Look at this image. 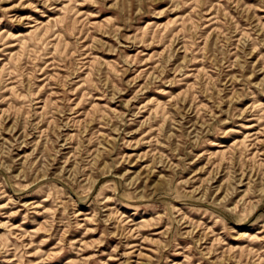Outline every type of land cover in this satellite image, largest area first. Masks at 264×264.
I'll use <instances>...</instances> for the list:
<instances>
[{"label": "rangeland", "instance_id": "rangeland-1", "mask_svg": "<svg viewBox=\"0 0 264 264\" xmlns=\"http://www.w3.org/2000/svg\"><path fill=\"white\" fill-rule=\"evenodd\" d=\"M0 264H264V0H0Z\"/></svg>", "mask_w": 264, "mask_h": 264}]
</instances>
